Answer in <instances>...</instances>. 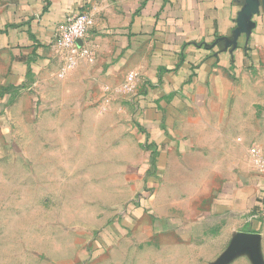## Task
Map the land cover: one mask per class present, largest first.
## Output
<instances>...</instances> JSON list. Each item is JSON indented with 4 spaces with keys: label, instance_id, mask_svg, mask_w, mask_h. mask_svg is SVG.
<instances>
[{
    "label": "crops",
    "instance_id": "0c3cea01",
    "mask_svg": "<svg viewBox=\"0 0 264 264\" xmlns=\"http://www.w3.org/2000/svg\"><path fill=\"white\" fill-rule=\"evenodd\" d=\"M242 6L239 0H0V52L16 70L11 81L59 72L56 31L82 11L96 16L95 58L77 66L66 85H83L87 97L100 100L105 86L138 73L133 133L144 151L133 172L140 188L159 186L155 199L142 189L140 202L103 230L111 229L112 238L98 237V245L136 227L150 235L173 232L198 251L195 258L216 264L245 232L260 236L264 261V175L245 159L250 142L264 152V6L249 39L243 34L228 49L220 39L233 38ZM172 208L205 217L164 214L141 226L143 217ZM198 225L206 226L202 235ZM227 264L254 263L245 250Z\"/></svg>",
    "mask_w": 264,
    "mask_h": 264
},
{
    "label": "rangeland",
    "instance_id": "374dc122",
    "mask_svg": "<svg viewBox=\"0 0 264 264\" xmlns=\"http://www.w3.org/2000/svg\"><path fill=\"white\" fill-rule=\"evenodd\" d=\"M5 57L0 52V264H205L173 232L150 235L136 227L118 242L97 244L140 202L142 189L156 198L159 184L140 188L133 172L144 151L133 133L139 76L132 91L126 79L105 86L97 100L83 85H66L77 67L29 72L13 82L16 70ZM254 144L245 155L252 172ZM154 212L142 227L164 214L205 217L174 208ZM205 230L198 225L200 235Z\"/></svg>",
    "mask_w": 264,
    "mask_h": 264
},
{
    "label": "built area",
    "instance_id": "2783aa9c",
    "mask_svg": "<svg viewBox=\"0 0 264 264\" xmlns=\"http://www.w3.org/2000/svg\"><path fill=\"white\" fill-rule=\"evenodd\" d=\"M96 25V16L92 11H82L68 15L58 27L54 45L60 52L64 62V70L93 60L95 50L92 43V31ZM137 72L129 74L125 88L132 91L135 88ZM108 100V97L106 98ZM249 157L254 170L264 175V152L258 145L249 148Z\"/></svg>",
    "mask_w": 264,
    "mask_h": 264
},
{
    "label": "water",
    "instance_id": "95a60500",
    "mask_svg": "<svg viewBox=\"0 0 264 264\" xmlns=\"http://www.w3.org/2000/svg\"><path fill=\"white\" fill-rule=\"evenodd\" d=\"M243 4L237 17V26L233 32V38L222 37L225 40L226 49L237 47L239 38L245 34L249 39L256 26L254 16L261 12L264 0H239ZM260 236L253 233L240 232L227 251L220 257L216 264L229 263L238 253L249 250L255 264H264L259 248Z\"/></svg>",
    "mask_w": 264,
    "mask_h": 264
},
{
    "label": "trees",
    "instance_id": "16d2710c",
    "mask_svg": "<svg viewBox=\"0 0 264 264\" xmlns=\"http://www.w3.org/2000/svg\"><path fill=\"white\" fill-rule=\"evenodd\" d=\"M3 95L1 94L0 95V98L2 97ZM112 235H113V233H112V231H111V229H108V230H105V231H103L100 235H99V237H103V238H112ZM100 242H101V240H99Z\"/></svg>",
    "mask_w": 264,
    "mask_h": 264
}]
</instances>
